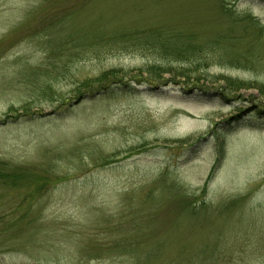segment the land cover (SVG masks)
Instances as JSON below:
<instances>
[{"label":"rangeland","instance_id":"1","mask_svg":"<svg viewBox=\"0 0 264 264\" xmlns=\"http://www.w3.org/2000/svg\"><path fill=\"white\" fill-rule=\"evenodd\" d=\"M263 89L264 0H0V264H264Z\"/></svg>","mask_w":264,"mask_h":264},{"label":"trees","instance_id":"2","mask_svg":"<svg viewBox=\"0 0 264 264\" xmlns=\"http://www.w3.org/2000/svg\"><path fill=\"white\" fill-rule=\"evenodd\" d=\"M264 90V89H263ZM104 92V91H102ZM26 110V108H24ZM27 111V110H26ZM10 171V168L8 169V166L6 164L0 163V184H3L5 186H11L14 188H18L19 190L25 189L27 187V184L22 180L25 177H19L16 174H13ZM16 172H19L18 170H15Z\"/></svg>","mask_w":264,"mask_h":264}]
</instances>
